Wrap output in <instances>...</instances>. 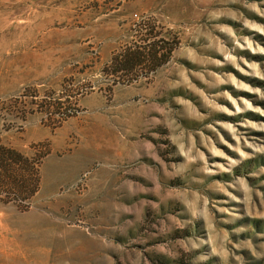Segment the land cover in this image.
I'll list each match as a JSON object with an SVG mask.
<instances>
[{
	"label": "rangeland",
	"instance_id": "374dc122",
	"mask_svg": "<svg viewBox=\"0 0 264 264\" xmlns=\"http://www.w3.org/2000/svg\"><path fill=\"white\" fill-rule=\"evenodd\" d=\"M0 149V264H264V0H0Z\"/></svg>",
	"mask_w": 264,
	"mask_h": 264
},
{
	"label": "trees",
	"instance_id": "16d2710c",
	"mask_svg": "<svg viewBox=\"0 0 264 264\" xmlns=\"http://www.w3.org/2000/svg\"><path fill=\"white\" fill-rule=\"evenodd\" d=\"M128 66L130 64H133V61H130L129 59L127 60L126 63ZM12 157L11 159H9ZM8 158L11 163L16 164V166H21L23 165L25 159L24 156L21 155L20 153L16 152V150L13 149H0V163H5L4 160Z\"/></svg>",
	"mask_w": 264,
	"mask_h": 264
},
{
	"label": "built area",
	"instance_id": "2783aa9c",
	"mask_svg": "<svg viewBox=\"0 0 264 264\" xmlns=\"http://www.w3.org/2000/svg\"><path fill=\"white\" fill-rule=\"evenodd\" d=\"M137 16V15H136Z\"/></svg>",
	"mask_w": 264,
	"mask_h": 264
}]
</instances>
